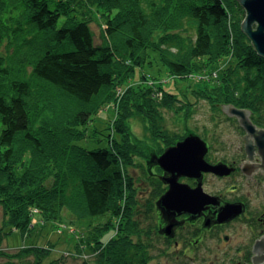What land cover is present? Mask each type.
<instances>
[{
    "label": "trees",
    "instance_id": "trees-1",
    "mask_svg": "<svg viewBox=\"0 0 264 264\" xmlns=\"http://www.w3.org/2000/svg\"><path fill=\"white\" fill-rule=\"evenodd\" d=\"M103 2L110 41L96 43L89 20L79 17L69 0H55L54 8L49 7V0H0V52L3 38L8 36L22 63L32 64L31 68L24 66L22 76L12 75V60L5 65L6 57L0 54V75L12 78L8 92L0 88V206L4 223L26 230L36 208L48 220L84 230L75 254L45 262L49 249L32 245L17 250L14 256L1 251L0 264H16L14 258L23 264H153L161 259L187 264V259L195 260L182 250L179 257L170 255L172 245L155 230L156 212L151 211V205L164 189L159 180L152 181L154 192L146 200L143 216L133 196L125 200V166L137 149L129 126L133 98L126 99L115 124L120 138L93 149L77 143L84 136L80 126L113 97L115 85L149 57L159 55L174 74H190L234 54L237 62L220 78L196 90V96L208 99L213 106L232 103L249 109L254 123L264 126V57L241 29L246 11L239 0H153L146 8L125 6L121 0ZM229 15L235 30L233 45ZM42 90L61 112L74 114L67 121L73 130L66 135L72 141L68 148L57 149L48 135L50 129H40L34 123L33 103ZM177 101L174 93L166 92L157 106L182 110L185 106ZM64 102L70 107L65 109ZM152 108L146 112L152 113ZM154 111L153 127L147 114L139 115L156 139L163 125L160 112L156 107ZM39 117L44 121L52 118ZM227 157L219 152L216 159ZM65 208L75 219L66 218ZM108 214L109 220H104ZM112 228L117 232L105 238ZM6 234L0 227V245ZM69 257L73 262L67 261Z\"/></svg>",
    "mask_w": 264,
    "mask_h": 264
},
{
    "label": "rangeland",
    "instance_id": "rangeland-1",
    "mask_svg": "<svg viewBox=\"0 0 264 264\" xmlns=\"http://www.w3.org/2000/svg\"><path fill=\"white\" fill-rule=\"evenodd\" d=\"M69 1L73 4L79 17H84L89 20L96 43L109 42L110 38L106 35L107 23L101 4L104 3L103 0ZM121 1L125 6L132 7L140 4L146 8L153 0ZM49 7H55V0H49ZM11 12V10H8V13ZM230 15L232 16V13ZM230 15L228 22L230 24V42L233 45L235 30ZM158 32L160 31L156 33ZM3 39L4 43L1 46L0 54L1 57H6L4 60L5 65H8L12 60V75L22 76L25 70L24 66L26 65V67L31 68V62L22 63L23 60L18 58V53H15L17 51L16 47L11 46L9 43L8 36H5ZM151 53L152 55L156 54L153 51ZM119 60L123 61L122 59ZM236 62L237 57L229 53L214 64L208 63L204 71L201 72L198 70L200 73L195 71L190 74H174L162 61L160 56L156 54L137 66L134 70L135 72L124 78L122 82L117 83L114 87L113 97L102 105L85 125L80 126L84 132V136L77 142L79 145L88 149L107 146L109 141L116 139L115 137L120 138V135L115 131V124L117 119H119L126 99L133 98L131 100L133 103V112L130 115L129 126L134 136V143L137 144V149L135 151L133 150L132 161L126 163L125 169L127 177H125L123 187L125 200L133 196L134 200L138 202V212L141 216H143L142 214L145 211L144 208L147 198L154 192L153 185L149 184L152 190L147 194L149 187H147L145 181L148 180V174L141 167L143 161L149 162L150 165L151 163L158 164L156 161L157 153L161 152L163 154L169 147L192 134L199 135L212 146V157L219 158V152L231 157L232 153L235 152L236 143L238 144V141L242 139L241 133L238 132L239 126L237 125L240 122H237L233 118L234 115L229 116L227 111L224 110L223 104L213 106L208 99L196 96L195 91L204 88L212 79L220 78L224 71ZM126 63H129L128 65L132 64L130 60H127ZM10 77H6L4 73H1L0 88L3 87V90L1 89L2 92H8L10 90V81L12 79ZM26 77L28 78V74H26ZM166 92L174 93L178 98L177 104L185 107L182 110L172 109L167 106L158 107L157 104L165 98ZM48 97L46 91L42 90L35 98V102L33 103V109L35 110L34 123L40 129H50L48 130V135L52 137L57 149L68 148L71 146L72 141L67 140L68 136L66 135L73 130L68 128L67 121L70 122L74 114L70 113V111L61 112L60 107L47 100ZM139 99H143L140 102L141 105H138L139 102L137 101ZM63 106L67 109L70 107V104L64 102ZM151 106H153L152 113L146 112ZM234 106L237 107L236 105ZM155 107L156 111L160 112L159 114L156 113L159 119H161L160 124L163 125V132H160L156 139L153 137L155 133L147 131L145 121L139 115L140 113L147 114L151 119L150 124L153 127L155 124ZM39 113L43 117L50 116L52 118L50 121H44L40 119ZM107 133L109 134L108 142ZM168 135L176 136L178 139L173 141ZM181 180L189 181L187 178H181ZM204 184L209 191L214 192L216 189L223 187L225 182L215 176L208 175L205 178ZM151 206V211L154 210L153 212H156L154 209L155 203ZM33 213V220L28 229L21 230L4 223L6 219L5 213L3 207L0 206V227L4 231H7L0 245V252L2 251L14 256L13 253L19 249L39 245L48 248L50 251L44 259L45 262L68 253L75 254L77 252L76 247L84 237V230L77 229L68 223L48 220L36 208H33ZM64 214L67 219H75L76 217L68 208L64 209ZM109 216L108 214V217L104 220H109ZM150 220L152 221L153 218L151 217ZM116 232V229L113 228L108 230L105 238L113 236ZM227 232L229 231L227 230L223 233ZM231 237L230 242H234L237 239V234L234 232L231 234ZM224 243L222 242V245ZM208 244V247H211L208 251L209 254L220 250L218 246L216 247V242L211 239ZM204 251L205 249L202 250V252ZM4 258L6 260L8 259V257ZM17 260L14 258L16 264H23ZM177 260L175 259L170 263L166 259H161L160 261H155L153 264H174ZM214 260L211 256L205 260H199V258H195V260L187 259V264H212ZM67 261L73 262V259L69 257Z\"/></svg>",
    "mask_w": 264,
    "mask_h": 264
},
{
    "label": "flooded vegetation",
    "instance_id": "flooded-vegetation-1",
    "mask_svg": "<svg viewBox=\"0 0 264 264\" xmlns=\"http://www.w3.org/2000/svg\"><path fill=\"white\" fill-rule=\"evenodd\" d=\"M250 117L252 119V114ZM233 118L240 122L236 116ZM237 125L239 126L238 132L241 133L242 139L238 141V144L236 143V150L231 157L226 159L212 157V146L206 142L208 146V151L205 155L206 160L212 164H227L233 168L230 174L218 175L214 172H203L200 178L185 175L179 177L180 182L187 183L193 188L197 187L199 182H201L204 190L218 196L222 204H241L243 212L229 220L219 222L218 209L213 207L202 209L197 214L190 212L168 213L159 204V200L169 189V183L166 178L171 173L165 171L158 162V164L151 163L150 165L149 162L143 161L141 167L148 174V180L145 181L147 187H149L147 194L152 190L149 184H152L153 180L156 182L159 180L161 182L160 185L164 187L155 200L154 209L157 221V229L155 230L172 245L169 252L170 255L174 254L179 257L181 256L179 252L182 250L189 259L199 258V260H204V258L211 256L213 260H216V263L219 262L218 260L222 261L218 264H253L255 257L259 259L264 256L263 160L258 148L253 152V158H249L245 141L247 132L240 123ZM256 126L259 129H264V126L257 124ZM253 144L255 146V140ZM160 154L162 153H157L158 156ZM208 175L222 179L225 182L224 186L217 191H209L204 184ZM181 178H187L189 181H182ZM227 230L230 233H223ZM234 232L237 234V239L234 242H230L231 234ZM210 239L216 242V247L220 248L219 251H214L211 254L208 252L211 249V247H208ZM222 242L225 243L222 245ZM204 249L205 251L202 252ZM161 257L166 258V255Z\"/></svg>",
    "mask_w": 264,
    "mask_h": 264
},
{
    "label": "water",
    "instance_id": "water-1",
    "mask_svg": "<svg viewBox=\"0 0 264 264\" xmlns=\"http://www.w3.org/2000/svg\"><path fill=\"white\" fill-rule=\"evenodd\" d=\"M239 2L246 11L242 30L250 38L257 53L264 57V0H239ZM223 105L229 115H234L239 119L240 125L247 132L245 141L249 158H253V152L258 148L264 166V129L257 128L250 117L249 109L237 108L232 103ZM207 151L206 141L199 135L192 134L158 156L159 165L171 173L166 178L169 189L159 200V204L168 213L190 212L197 214L202 209L213 207L218 209V221L223 222L243 212L241 204H222L218 196L204 190L201 182L193 188L189 184L179 181V177L184 175L200 178L203 172L228 175L233 171V168L225 163L212 164L208 162L205 158ZM253 264H264V256L259 259L255 257Z\"/></svg>",
    "mask_w": 264,
    "mask_h": 264
}]
</instances>
